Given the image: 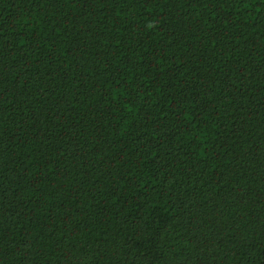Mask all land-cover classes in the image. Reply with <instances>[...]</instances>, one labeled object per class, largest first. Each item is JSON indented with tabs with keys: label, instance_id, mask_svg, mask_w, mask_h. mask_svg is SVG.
Instances as JSON below:
<instances>
[{
	"label": "trees",
	"instance_id": "trees-1",
	"mask_svg": "<svg viewBox=\"0 0 264 264\" xmlns=\"http://www.w3.org/2000/svg\"><path fill=\"white\" fill-rule=\"evenodd\" d=\"M0 264H264V0H0Z\"/></svg>",
	"mask_w": 264,
	"mask_h": 264
}]
</instances>
